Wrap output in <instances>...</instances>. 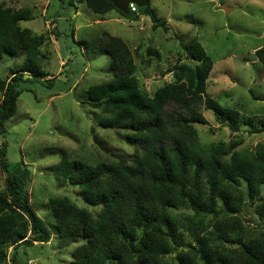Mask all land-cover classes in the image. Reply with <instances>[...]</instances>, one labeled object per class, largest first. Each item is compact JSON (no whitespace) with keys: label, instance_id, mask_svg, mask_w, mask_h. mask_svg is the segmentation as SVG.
I'll list each match as a JSON object with an SVG mask.
<instances>
[{"label":"trees","instance_id":"1","mask_svg":"<svg viewBox=\"0 0 264 264\" xmlns=\"http://www.w3.org/2000/svg\"><path fill=\"white\" fill-rule=\"evenodd\" d=\"M84 2L97 14L144 15L155 27H165L150 1L128 14L109 0ZM31 18L27 10L0 6V61L25 54L19 69H9L10 79L0 78V130L16 113L23 83L55 80L43 69L42 38L22 27ZM89 46L93 56L108 54L113 73L112 80L88 89L89 103L102 108L103 127L127 131L134 150L92 164L59 149L60 182L78 187L94 208L80 207L68 196L51 199L56 235L62 242H83L68 264H264V225L249 233L240 216L248 197L264 218V143L255 150H239L240 140L206 147L196 126L208 122L203 106L233 131L244 122L251 133L264 132V116L244 115L207 93L214 62L196 39L181 46L198 63L177 65V79L153 94L141 90L130 48L120 37L104 32ZM256 55L264 79V46ZM94 140L104 148L96 135ZM6 155L3 142L0 264H22L19 247L49 242L52 230L30 203L26 177L10 170Z\"/></svg>","mask_w":264,"mask_h":264},{"label":"rangeland","instance_id":"2","mask_svg":"<svg viewBox=\"0 0 264 264\" xmlns=\"http://www.w3.org/2000/svg\"><path fill=\"white\" fill-rule=\"evenodd\" d=\"M149 1L165 27H155L144 15L131 19L116 10L97 14L84 0H0V6L31 14L22 27L42 38L43 69L46 78L55 77L51 85L38 80L23 83L16 113L0 130V150L6 142L10 170L26 177L30 203L52 230L49 242L19 247L22 264H68L73 251L83 243L62 242L56 235L52 198L68 196L78 206L94 210L79 196L78 187L60 182L55 168L61 160L59 149L92 164L111 159L113 153H133L127 131L103 127L100 120L106 115L89 103L87 95L89 88L113 78L108 54L101 50L93 56L89 46L104 32L126 42L138 84L150 94L177 79V65L198 63L181 46V42L189 44L196 39L214 62L207 93L244 115L264 116V79L256 55L264 46V0ZM221 5L230 8L227 13ZM24 59L22 52L4 55L0 78L10 79L9 69H19ZM201 110L208 121L196 125L202 145L240 140L239 150H255L264 143V132L253 134L244 122L233 131L220 124L211 110L204 106ZM6 175L0 162V192L6 190ZM240 216L249 233L263 228L264 218L248 197Z\"/></svg>","mask_w":264,"mask_h":264},{"label":"water","instance_id":"3","mask_svg":"<svg viewBox=\"0 0 264 264\" xmlns=\"http://www.w3.org/2000/svg\"><path fill=\"white\" fill-rule=\"evenodd\" d=\"M111 1L114 6L120 10L121 12H123L124 14H128L129 13V5L131 3L135 4L137 7H142L145 6L149 0H109ZM222 9H224L226 11V13L228 12V10L230 9L229 7L225 6V5H221Z\"/></svg>","mask_w":264,"mask_h":264},{"label":"built area","instance_id":"4","mask_svg":"<svg viewBox=\"0 0 264 264\" xmlns=\"http://www.w3.org/2000/svg\"><path fill=\"white\" fill-rule=\"evenodd\" d=\"M129 9H131L132 11H137V6L135 4H133V3H131L129 5Z\"/></svg>","mask_w":264,"mask_h":264}]
</instances>
